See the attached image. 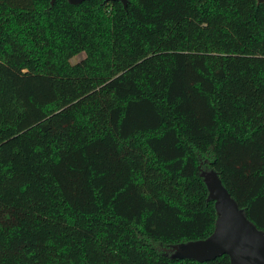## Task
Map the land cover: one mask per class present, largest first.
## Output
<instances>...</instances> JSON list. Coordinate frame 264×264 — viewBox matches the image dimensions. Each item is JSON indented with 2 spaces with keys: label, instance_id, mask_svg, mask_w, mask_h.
Returning <instances> with one entry per match:
<instances>
[{
  "label": "trees",
  "instance_id": "16d2710c",
  "mask_svg": "<svg viewBox=\"0 0 264 264\" xmlns=\"http://www.w3.org/2000/svg\"><path fill=\"white\" fill-rule=\"evenodd\" d=\"M210 169L264 230V2L0 0V264H230Z\"/></svg>",
  "mask_w": 264,
  "mask_h": 264
},
{
  "label": "water",
  "instance_id": "95a60500",
  "mask_svg": "<svg viewBox=\"0 0 264 264\" xmlns=\"http://www.w3.org/2000/svg\"><path fill=\"white\" fill-rule=\"evenodd\" d=\"M68 1L79 3L85 0ZM119 1L126 7L127 0ZM200 174L207 185L208 197L214 200L217 213L214 229L204 239L171 245L166 250L172 257H190L199 262L226 254L230 264H264V230L258 229L246 217L216 171L210 169Z\"/></svg>",
  "mask_w": 264,
  "mask_h": 264
},
{
  "label": "rangeland",
  "instance_id": "374dc122",
  "mask_svg": "<svg viewBox=\"0 0 264 264\" xmlns=\"http://www.w3.org/2000/svg\"><path fill=\"white\" fill-rule=\"evenodd\" d=\"M82 56H83V53H79V54L75 55V56L71 59V61H72V62H75V61L79 60ZM164 250H165V252H168V251L166 250V248H165ZM171 252H172V251H171ZM168 253H170V252H168Z\"/></svg>",
  "mask_w": 264,
  "mask_h": 264
}]
</instances>
